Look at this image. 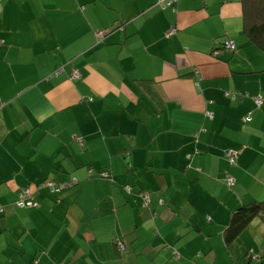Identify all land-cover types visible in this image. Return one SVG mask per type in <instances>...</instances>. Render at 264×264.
<instances>
[{
	"label": "crops",
	"instance_id": "obj_1",
	"mask_svg": "<svg viewBox=\"0 0 264 264\" xmlns=\"http://www.w3.org/2000/svg\"><path fill=\"white\" fill-rule=\"evenodd\" d=\"M157 1L0 0V264H192L200 240L247 264L225 230L264 200V51L242 0Z\"/></svg>",
	"mask_w": 264,
	"mask_h": 264
},
{
	"label": "trees",
	"instance_id": "obj_2",
	"mask_svg": "<svg viewBox=\"0 0 264 264\" xmlns=\"http://www.w3.org/2000/svg\"><path fill=\"white\" fill-rule=\"evenodd\" d=\"M242 2L244 6L245 31L248 37L250 38L251 42L256 44L260 49H262V51H264V0H242ZM2 43L3 40L0 38V45ZM263 103H264V99H263ZM103 173H106L107 176L104 175ZM109 176L110 174L106 171H101L100 173H98V177L101 178L109 177ZM74 182H64L63 184L60 185L62 186V189H65L72 186ZM45 188H48L52 193H57V192H53L52 189L49 187H45ZM126 188L127 191L131 190V187L129 186H127ZM140 193H141L140 195L144 200L143 194H148V193L146 192H140ZM33 198L35 199L34 195ZM19 200L20 199L18 196L15 202V205L18 208H20L18 206ZM36 202L38 203V201ZM147 204L148 203H146V205ZM38 205L40 206V203H38ZM1 212L3 211H0V213ZM257 217H259L264 222V200L255 201L250 204L243 205L235 212V214L232 217L231 224L225 230L226 242L228 244L234 242L244 231L250 228L251 224ZM115 243L118 246L120 252H123L125 249L124 243L117 240V238L115 239Z\"/></svg>",
	"mask_w": 264,
	"mask_h": 264
},
{
	"label": "built area",
	"instance_id": "obj_3",
	"mask_svg": "<svg viewBox=\"0 0 264 264\" xmlns=\"http://www.w3.org/2000/svg\"><path fill=\"white\" fill-rule=\"evenodd\" d=\"M173 1L172 0H158L157 4L162 8V9H166L168 7H170L172 5ZM176 29L173 28L172 30H170V32L168 33V36H171L175 33ZM105 37V33H99L98 34V40L102 41ZM225 49L229 50V51H235L237 49L236 43L233 40H228L225 43ZM76 77L79 76V73L77 71H75L74 74ZM236 96V95H235ZM254 100L257 104V106H260L263 103V98L261 96H256L254 97ZM251 118L249 116L246 117V120H250ZM228 157L230 159V162L232 165H234L236 163V156L237 153L233 150H229L228 152ZM104 175H106V173H103ZM229 184H233V180L234 178L232 176H229ZM42 187H49L52 189L53 192H59L62 190V186L61 185H57L54 182H46L44 184L41 185ZM144 200L146 203L149 202V195L148 194H143ZM19 201H18V206L20 208H26V207H35L38 208L39 205L38 203L35 201V199L33 198V194H31L30 190L28 188L24 189L23 191L20 192L19 194ZM0 211H3V208H0ZM177 253V252H176Z\"/></svg>",
	"mask_w": 264,
	"mask_h": 264
},
{
	"label": "rangeland",
	"instance_id": "obj_4",
	"mask_svg": "<svg viewBox=\"0 0 264 264\" xmlns=\"http://www.w3.org/2000/svg\"><path fill=\"white\" fill-rule=\"evenodd\" d=\"M261 225L263 224V221H260ZM254 227V232L256 233L257 232V224H254L253 225ZM263 227V225H262ZM259 237V236H258ZM259 241V243H258ZM263 243V240H260V238H258L257 242L256 240L254 239V236L253 234H251L249 231H245L242 235H241V238L233 245V251L236 250V248L239 250V252L241 253V256L237 259V261H240L241 262H245L248 264L249 262V258L251 256V253H252V246L255 247L257 246V248L259 247V245H261ZM193 244L199 248H193V252H194V259H192V264H216V260H215V257L213 256L211 258V261L208 260V258L206 259H203L201 258L200 259V250L202 248H204V243L200 240V241H193ZM217 246H222L221 244L217 243L216 244ZM206 248V247H205ZM204 248V251H206V249ZM219 251L220 252H225V253H228L229 254V257H231L230 255V250L227 246H225L224 248L220 247L219 248ZM219 263L220 264H224V262L222 260H219ZM232 264H234V262H232Z\"/></svg>",
	"mask_w": 264,
	"mask_h": 264
}]
</instances>
